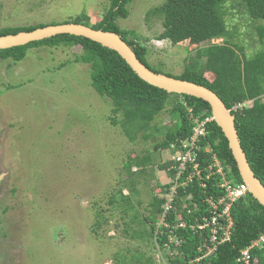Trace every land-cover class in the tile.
Instances as JSON below:
<instances>
[{
	"label": "rangeland",
	"instance_id": "1",
	"mask_svg": "<svg viewBox=\"0 0 264 264\" xmlns=\"http://www.w3.org/2000/svg\"><path fill=\"white\" fill-rule=\"evenodd\" d=\"M164 1L131 0L117 23L146 47L151 66L178 75L198 48L224 38L201 45L158 39L161 17L145 14ZM108 9L109 0H0V28L77 17L93 24ZM222 13L225 39L246 57L264 49L256 32L264 19H251L241 0H228ZM81 52L41 46L19 61L0 60V264H119L134 253L142 264H170L174 250L155 237L166 222L160 215L151 234L143 218L153 198L167 199L184 184L176 171L168 174L174 166L160 167L183 149H153L174 126L173 102L129 139L111 100L91 86V66L75 61ZM135 156L148 161L126 168Z\"/></svg>",
	"mask_w": 264,
	"mask_h": 264
},
{
	"label": "trees",
	"instance_id": "2",
	"mask_svg": "<svg viewBox=\"0 0 264 264\" xmlns=\"http://www.w3.org/2000/svg\"><path fill=\"white\" fill-rule=\"evenodd\" d=\"M227 1L165 0L161 5L146 12V17H161L162 31L158 39L168 40L172 45H201L215 38H224L220 44L209 43L198 48L178 75L162 72L151 66L146 60V47L138 40L129 39L128 32L117 23L119 18L128 16L127 4L131 0H109V9L93 24L78 17L62 23H82L94 29L117 33L133 49L136 57L151 70L188 80L214 91L226 107L231 109L247 161L255 176L264 185V49L246 57L241 47L225 39L229 31L222 7ZM241 1L251 19H264V0ZM44 25L4 27L0 28V35L29 31ZM256 32L259 40L264 43V24H258ZM41 46L81 48L82 52L75 57V61L91 66V86L100 96L111 100L112 111L119 115L118 122L127 129L126 135L129 139H133L138 131L149 130L155 116L161 113L168 103L173 102L170 114L175 119L174 126L166 128L160 140L153 145L154 150H167L171 144L179 147L181 140L191 136L194 119L201 121L211 116L210 106L203 99L187 94L169 93L145 82L116 51L83 36L58 34L24 45L0 49V60L19 61L28 49ZM206 73H211L212 77L208 79ZM248 100H252L249 106L232 109L237 103ZM112 123L115 122L112 120ZM204 132L198 139L200 148L197 149L196 159L200 173L188 180V173L182 174L179 182L185 184L177 185L173 208L166 215V226L158 229L156 241L161 247L165 244L172 250L176 247V254H166L170 264H242L237 261L240 250L264 233V206L249 192L230 207L232 224L228 235L218 230L215 236L221 241L214 243L216 246L210 254L199 259V256L207 252L206 244L211 245L208 229L197 228L202 216L207 215L206 197H217L221 194L217 186L221 181L220 174L213 171L208 175V167L213 162L212 156L215 155L227 180L233 184L242 182L227 139L213 119L204 124ZM205 146L210 147L209 152L204 151ZM140 159L135 156L126 163V168L130 169L132 164L144 165L148 161V158H142V162H139ZM173 165H177V162L170 160L160 167L168 170ZM174 173L175 169H172L168 174ZM166 187H169V184ZM164 201L165 197L153 198L150 211L143 218L149 225L151 234L155 229L156 219L162 213ZM179 221L182 225H179ZM168 232L179 240V245L169 241ZM251 258L252 264H264V246L252 248ZM142 259V254L134 253L129 259L123 256L119 264H127L126 260L131 264H142ZM150 260L148 258V261Z\"/></svg>",
	"mask_w": 264,
	"mask_h": 264
},
{
	"label": "water",
	"instance_id": "3",
	"mask_svg": "<svg viewBox=\"0 0 264 264\" xmlns=\"http://www.w3.org/2000/svg\"><path fill=\"white\" fill-rule=\"evenodd\" d=\"M58 34L83 36L95 41L116 51L134 73L145 82L169 93L187 94L206 101L210 106L212 119L227 139L228 147L234 157L242 182L247 186V192L264 206V185L255 176L247 161L234 125V115L221 98L203 85L151 70L136 57L133 49L117 33L94 29L82 23L48 24L29 31L0 35V49L24 45Z\"/></svg>",
	"mask_w": 264,
	"mask_h": 264
},
{
	"label": "built area",
	"instance_id": "4",
	"mask_svg": "<svg viewBox=\"0 0 264 264\" xmlns=\"http://www.w3.org/2000/svg\"><path fill=\"white\" fill-rule=\"evenodd\" d=\"M252 102H242L237 103L232 107V109H240L243 106H249ZM212 117H205L203 120L199 121L194 119L193 127H192V134L188 139L181 140L179 148L183 149L182 154L177 155L176 157H172V161L177 162V165H173L175 167L176 173H178L177 180L182 177L184 172L188 173L186 179H190L193 175H198L200 170L198 168L197 159V149H199L198 139L199 136L203 135L204 132V124L211 120ZM174 146V144H172ZM208 149H204L205 152L210 151V147L205 146ZM213 157V156H212ZM215 155L213 157V162L208 167V175L212 174L213 171L215 173H219L221 176V181L217 184L220 188L221 194L217 197H213V195H209L206 197V204H207V215H204L201 218V222L197 225V228L204 229L208 228L209 232V241L211 245H207V252L203 256H199V259L202 257L207 256L210 254L214 248L215 244L219 239L216 238V232L218 230H222L225 234L228 233V230L232 224L231 215H230V207L232 204L239 198L243 197L247 192V186L241 182L237 184H233L229 180L225 178L224 171L222 168H218V160L216 159ZM214 169V170H213ZM185 184V183H184ZM177 187V186H176ZM175 187V191H176ZM174 194L171 193L170 196L165 199L164 203L162 204V213L160 220L165 221L166 215L169 212L172 206ZM194 206H196L194 204ZM189 211V210H188ZM179 225H182V222H178ZM228 235V234H227ZM175 245H179V240L174 237L173 239ZM221 241V240H219ZM264 246V233H262L257 239H255L249 246L240 250L239 257L237 259L238 262L242 264H252L251 258V249L254 247H263ZM174 254H176V247L173 248Z\"/></svg>",
	"mask_w": 264,
	"mask_h": 264
},
{
	"label": "clouds",
	"instance_id": "5",
	"mask_svg": "<svg viewBox=\"0 0 264 264\" xmlns=\"http://www.w3.org/2000/svg\"><path fill=\"white\" fill-rule=\"evenodd\" d=\"M248 101H251L252 102V100H248ZM245 102H247V101H245ZM231 110V109H230ZM185 140V139H184ZM203 217V216H202ZM208 229V228H207ZM170 236V235H169ZM173 236V235H172ZM175 237V236H174Z\"/></svg>",
	"mask_w": 264,
	"mask_h": 264
}]
</instances>
